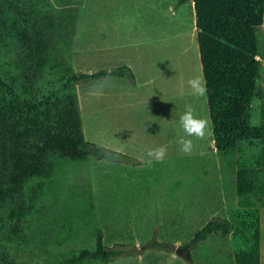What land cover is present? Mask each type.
<instances>
[{
	"label": "trees",
	"instance_id": "trees-1",
	"mask_svg": "<svg viewBox=\"0 0 264 264\" xmlns=\"http://www.w3.org/2000/svg\"><path fill=\"white\" fill-rule=\"evenodd\" d=\"M193 2L214 148L237 174L240 194L263 203L264 117L255 123L254 114L264 79V0ZM80 12L74 0H0V51L9 53V65L0 64V264H40L19 258L30 241L49 252V239L73 241L95 218L92 190L69 181L74 167L89 160L138 162L86 139L78 84L136 78L127 66L74 70L69 56ZM261 232L260 208L233 207L185 247L230 236L235 264H261ZM130 248L108 246L96 226L92 244L59 251L44 264H109L136 255ZM145 248L173 251L156 235Z\"/></svg>",
	"mask_w": 264,
	"mask_h": 264
},
{
	"label": "rangeland",
	"instance_id": "rangeland-1",
	"mask_svg": "<svg viewBox=\"0 0 264 264\" xmlns=\"http://www.w3.org/2000/svg\"><path fill=\"white\" fill-rule=\"evenodd\" d=\"M123 1L124 6L119 0H74L81 10V42L69 62L77 72L96 73L137 61L134 82L126 77L100 78L79 83L77 91L86 139L139 163L89 160L74 167L69 181L92 190L95 218L78 230L73 241L49 239V252L36 249L37 242L30 241L19 258L44 264L59 251L92 244L99 226L108 246L135 247L130 249L136 255L109 264H235L230 236L214 235L196 248L190 247L191 260L176 254L210 220L226 217L236 198L235 172L218 163L215 154L207 96H194L188 84L193 77H204L195 23L188 6L180 8L186 0H159L162 8H155L156 0ZM170 6L175 13L168 10ZM91 24L98 37L103 31L119 34L114 36L118 41L110 39L119 55L103 61L100 55L105 50H101L97 59L89 61ZM160 31L169 37H162ZM260 38L264 40V25ZM99 40L94 46L105 43ZM0 64L9 65L5 50L0 51ZM55 76L49 79L55 80ZM90 91L102 95L96 97ZM188 105L197 118L209 123L210 132L203 140L186 137L179 123ZM262 117L264 79L255 104V123ZM182 137L192 139L191 155L181 152L178 141ZM160 146L167 148L166 157L159 162L150 159L147 152ZM261 214L264 244V211ZM155 235L172 244L173 251L145 248Z\"/></svg>",
	"mask_w": 264,
	"mask_h": 264
},
{
	"label": "crops",
	"instance_id": "crops-1",
	"mask_svg": "<svg viewBox=\"0 0 264 264\" xmlns=\"http://www.w3.org/2000/svg\"><path fill=\"white\" fill-rule=\"evenodd\" d=\"M130 1H137V0H130ZM152 1H155V0H151L150 2H152ZM125 3H126L125 1L119 0V4L121 6L126 5ZM153 5L155 6V8H162L163 3L159 2V0H156L153 3ZM184 6H188V9L187 10H189V12L191 13V19H193V22L195 23V26H196V13H195V7H194L193 0H186V2H184L180 6L181 11L183 9H185ZM170 7H171L172 10L169 9V8H168V10L171 11L172 13H175V8L173 6H170ZM91 20L93 22H95L96 18H93ZM168 23H169V21H167L166 23L164 21L163 24L168 25ZM80 24H81V22H80V19H79V21H78L77 34L75 36V40H74V44H73V49H72V51L74 53L76 52V46L77 45L80 46V42H81V38H80V35H79ZM90 30H92V32H93L92 37L89 40L90 42H89V46H88V47H90V57L88 58L90 62H91L92 59H97L96 54L99 53L101 50H103V52L105 50V54L102 53L100 55V58H103L102 59L103 61L110 60V56L111 57H114V56L119 55L120 52L116 50L115 46H113V44H112V42L110 40V39H113L112 41H118L119 40V37H118V39L114 37V36L119 35L116 31H112V33H109L108 31L107 32L106 31H103L105 33H102L100 35V37H98L97 36V33L95 34V30L92 27V24H91ZM158 33H161L162 37L163 36L169 37V34L167 32L160 31ZM178 34H181V32H178L176 34V37H178ZM96 39L97 40L100 39L99 41L103 40L105 43H103L101 45H100V43H98L96 46H94L95 41H97ZM105 46H106V48H105ZM136 62L137 61H135V63L128 64V66H127V67L133 69V72L135 71V73L138 72L136 70V67H135V66H137V63ZM110 77H112V76H110ZM135 78H136V76H135ZM80 104H81V102H80ZM212 142H213V145H214V140L213 139H212ZM214 150L217 152V150L215 148H214ZM215 154L218 155L219 158H220V155L218 154V152L215 153ZM247 155H248V157H252L253 156V150L252 151L251 150L248 151V154ZM218 163H220V164L223 165L221 158H220V161H218ZM238 179L239 178L237 177V174L235 173L234 191H235V197L236 198H235V206L234 207H239V208L240 207H258V208L261 209V212L264 211V201H263V203H255V201L254 202H251L249 199L245 198L244 196H242V194H240V192H239V186H238ZM262 199L264 200V196H263ZM263 245H264L263 244V236H262V232H261V264L264 263V248H263Z\"/></svg>",
	"mask_w": 264,
	"mask_h": 264
},
{
	"label": "clouds",
	"instance_id": "clouds-1",
	"mask_svg": "<svg viewBox=\"0 0 264 264\" xmlns=\"http://www.w3.org/2000/svg\"><path fill=\"white\" fill-rule=\"evenodd\" d=\"M110 75V73H109ZM107 79V77H106ZM188 84L192 89V94L194 96L203 97L207 94L206 81L202 77L196 76L188 80ZM90 95L99 97L102 95L101 91H90ZM180 125L185 133L186 137H195L199 140L205 139L209 132V123L206 119L197 118L194 115V110L191 105L186 106L185 112L181 115L179 120ZM178 143L181 145V152L187 155H191L194 149L192 139L180 138ZM167 155V148L160 146L154 149H151L147 152V156L150 159L156 161H162ZM203 155V153H201Z\"/></svg>",
	"mask_w": 264,
	"mask_h": 264
},
{
	"label": "water",
	"instance_id": "water-1",
	"mask_svg": "<svg viewBox=\"0 0 264 264\" xmlns=\"http://www.w3.org/2000/svg\"><path fill=\"white\" fill-rule=\"evenodd\" d=\"M176 254L186 260L192 259L189 255V247H182V248L176 249Z\"/></svg>",
	"mask_w": 264,
	"mask_h": 264
},
{
	"label": "bare ground",
	"instance_id": "bare-ground-1",
	"mask_svg": "<svg viewBox=\"0 0 264 264\" xmlns=\"http://www.w3.org/2000/svg\"><path fill=\"white\" fill-rule=\"evenodd\" d=\"M187 44H189V42Z\"/></svg>",
	"mask_w": 264,
	"mask_h": 264
}]
</instances>
